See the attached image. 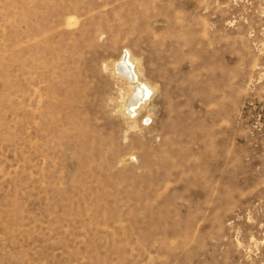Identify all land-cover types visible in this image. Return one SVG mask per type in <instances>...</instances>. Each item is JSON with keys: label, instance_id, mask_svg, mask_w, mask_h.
I'll use <instances>...</instances> for the list:
<instances>
[{"label": "rangeland", "instance_id": "1", "mask_svg": "<svg viewBox=\"0 0 264 264\" xmlns=\"http://www.w3.org/2000/svg\"><path fill=\"white\" fill-rule=\"evenodd\" d=\"M0 264H264V0H0Z\"/></svg>", "mask_w": 264, "mask_h": 264}, {"label": "bare ground", "instance_id": "2", "mask_svg": "<svg viewBox=\"0 0 264 264\" xmlns=\"http://www.w3.org/2000/svg\"><path fill=\"white\" fill-rule=\"evenodd\" d=\"M127 51V55L122 54L115 60L113 64V72L115 76L122 81H125L129 86L127 95L117 109L120 110V112L118 111L119 114L125 118L127 117L129 121V119L136 120L137 116L140 115V112L148 106V101L152 96L153 88L140 74L135 61L132 59L130 50ZM149 118L151 119L150 114L145 116L143 120Z\"/></svg>", "mask_w": 264, "mask_h": 264}]
</instances>
